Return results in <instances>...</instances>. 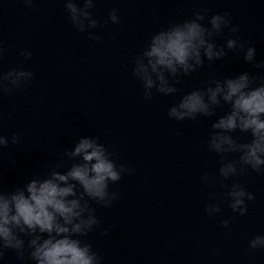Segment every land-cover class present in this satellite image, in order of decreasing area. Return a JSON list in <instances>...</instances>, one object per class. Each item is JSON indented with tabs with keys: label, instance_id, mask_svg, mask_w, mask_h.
<instances>
[{
	"label": "water",
	"instance_id": "water-1",
	"mask_svg": "<svg viewBox=\"0 0 264 264\" xmlns=\"http://www.w3.org/2000/svg\"><path fill=\"white\" fill-rule=\"evenodd\" d=\"M112 9L119 24L108 18ZM196 11L207 14L205 25L212 15L228 12L240 30L226 28L214 42L222 46L238 38L245 48L255 47L254 63L264 61V0H96L91 12L100 26L89 31L98 41L72 25L63 0H33L31 7L24 0H0V71L23 67L34 73L23 90L0 97V133L21 136L19 144L10 139L0 151V186L14 190L43 176L80 136L99 137L116 162L132 170L110 185L119 193L110 207L90 201L99 225L84 239L102 264H264V250L249 249L252 238L264 235V174L249 170L223 181L239 182L255 196L246 200V215L233 213L220 183V159L207 148L216 117L177 122L167 116L185 93L212 79L264 69L227 50L221 60H205L197 72L181 76L176 94L151 100L132 75L134 58L151 34ZM25 50L30 60L20 55ZM233 135L246 142L248 134ZM205 172L213 177L211 188L202 181ZM209 203H219L221 211L209 216ZM0 264L34 262L7 250Z\"/></svg>",
	"mask_w": 264,
	"mask_h": 264
},
{
	"label": "clouds",
	"instance_id": "clouds-1",
	"mask_svg": "<svg viewBox=\"0 0 264 264\" xmlns=\"http://www.w3.org/2000/svg\"><path fill=\"white\" fill-rule=\"evenodd\" d=\"M24 3L31 7L33 0ZM95 3L96 0H63L72 25L87 33L90 40L98 41L100 37L89 31L100 26L91 12ZM206 16L205 12L196 11L188 19L169 24L151 34L147 45L137 53L132 75L141 82L145 100L156 94H176L178 89L174 85L181 76L197 72L205 60H221L227 50L242 53L244 61L264 69V61L254 63V46L245 48L238 38H228L222 46L214 42L226 28L232 33L240 30L231 24L228 12L212 15L207 25L202 23ZM108 18L112 24L121 22L116 9L110 11ZM3 54L0 45V57ZM20 55L31 59L27 50ZM33 76L32 71L23 67L0 71V97L23 90ZM224 106L228 110L218 115L217 109ZM167 116L177 122L198 116L216 117L210 126L207 148L220 159L218 173L223 178L220 183L226 189L229 208L240 216L246 215V200H255L254 194L239 182L228 186L223 181L247 175L249 170L264 174V74L250 75L245 71L212 79L206 87L185 93L169 108ZM236 132L248 134L246 142L234 136ZM10 139L12 144H19L21 136L13 134L9 138L0 133V151L9 146ZM113 157L99 137L80 136L70 150L64 149L61 161L45 175H36L14 190L5 191L0 186V259L7 250H13L18 259L23 260L27 254L34 264H102V257L84 238L99 225L90 201L110 207L119 199V193L110 190V185L132 171ZM61 168L65 170H58ZM202 181L210 188L213 186V177L207 172ZM211 196L214 199L215 193ZM205 211L213 216L221 211V206L209 203ZM229 223L227 219L222 221L224 227ZM249 249L264 250V235L252 238Z\"/></svg>",
	"mask_w": 264,
	"mask_h": 264
}]
</instances>
